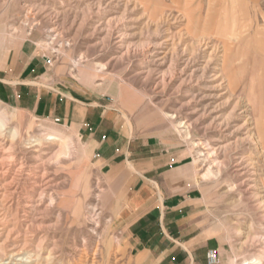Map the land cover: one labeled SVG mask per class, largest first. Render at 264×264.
I'll return each mask as SVG.
<instances>
[{
  "label": "rangeland",
  "instance_id": "rangeland-1",
  "mask_svg": "<svg viewBox=\"0 0 264 264\" xmlns=\"http://www.w3.org/2000/svg\"><path fill=\"white\" fill-rule=\"evenodd\" d=\"M35 56L193 163L219 263L264 264V0H0V69ZM0 108V259L155 264L121 239L80 137ZM52 131L70 140L69 156L33 143Z\"/></svg>",
  "mask_w": 264,
  "mask_h": 264
},
{
  "label": "crops",
  "instance_id": "crops-1",
  "mask_svg": "<svg viewBox=\"0 0 264 264\" xmlns=\"http://www.w3.org/2000/svg\"><path fill=\"white\" fill-rule=\"evenodd\" d=\"M57 76L38 56L22 68L0 69V100L80 137L115 200L121 239L137 256L155 264H208L218 242L206 227L193 163L160 134L129 131L104 94Z\"/></svg>",
  "mask_w": 264,
  "mask_h": 264
},
{
  "label": "bare ground",
  "instance_id": "bare-ground-1",
  "mask_svg": "<svg viewBox=\"0 0 264 264\" xmlns=\"http://www.w3.org/2000/svg\"><path fill=\"white\" fill-rule=\"evenodd\" d=\"M54 33V32H53ZM104 68V67H103ZM6 116H5V113H3L1 111V108H0V137L4 135V131L6 130L7 128V121H6ZM181 128L183 129L182 125H180ZM185 133V139L188 140L190 135L187 131H183ZM18 130H15V132L12 134L11 137H13V139L16 138V136L18 135ZM9 134V133H8ZM9 136V137H10ZM47 142V141H51V142H54L56 144H59V148H60V155L62 157L64 156H69V153L71 151L70 150V145H71V142L69 139H67L66 136H62V134L58 133V132H55V131H52V132H49L47 134H43L42 137H39V138H36L33 143L36 144V146H41L43 144V142ZM32 144V143H31ZM202 147H203V143L201 144ZM208 146H205L204 145V148H207ZM209 149V148H208ZM207 149V150H208ZM211 150V148H210ZM199 158H203V157H207V159H211L212 158V155L207 153L206 155L203 154V152H198L197 153ZM215 155V154H214ZM95 213V212H94ZM255 262H257V260H255ZM259 263V262H258ZM0 264H5L4 260L3 259H0ZM7 264V263H6Z\"/></svg>",
  "mask_w": 264,
  "mask_h": 264
},
{
  "label": "built area",
  "instance_id": "built-area-1",
  "mask_svg": "<svg viewBox=\"0 0 264 264\" xmlns=\"http://www.w3.org/2000/svg\"><path fill=\"white\" fill-rule=\"evenodd\" d=\"M208 264H219L220 258L216 250H210L206 256Z\"/></svg>",
  "mask_w": 264,
  "mask_h": 264
}]
</instances>
